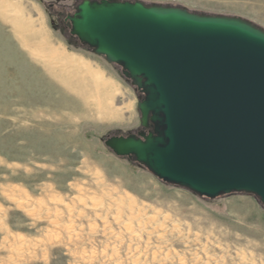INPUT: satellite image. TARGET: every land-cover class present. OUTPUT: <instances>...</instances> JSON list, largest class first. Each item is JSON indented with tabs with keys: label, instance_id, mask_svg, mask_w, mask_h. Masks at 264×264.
<instances>
[{
	"label": "rangeland",
	"instance_id": "obj_1",
	"mask_svg": "<svg viewBox=\"0 0 264 264\" xmlns=\"http://www.w3.org/2000/svg\"><path fill=\"white\" fill-rule=\"evenodd\" d=\"M82 1L0 0V264H264L257 197L203 198L105 147L142 130V95L121 67L70 35L67 17ZM116 1L240 18L264 31V0ZM42 40L113 82L107 102L98 93L111 114L82 77L31 56Z\"/></svg>",
	"mask_w": 264,
	"mask_h": 264
},
{
	"label": "water",
	"instance_id": "obj_2",
	"mask_svg": "<svg viewBox=\"0 0 264 264\" xmlns=\"http://www.w3.org/2000/svg\"><path fill=\"white\" fill-rule=\"evenodd\" d=\"M67 20L142 95V130L105 147L200 197L244 193L264 205L263 30L138 1L83 0Z\"/></svg>",
	"mask_w": 264,
	"mask_h": 264
},
{
	"label": "bare ground",
	"instance_id": "obj_3",
	"mask_svg": "<svg viewBox=\"0 0 264 264\" xmlns=\"http://www.w3.org/2000/svg\"><path fill=\"white\" fill-rule=\"evenodd\" d=\"M5 4V3H4ZM6 6V4H5ZM7 5V8L9 11H11L13 14V16L10 18L11 23L13 25H15L17 31L19 32H27V31H23V29H25L24 25H22L23 23L21 22V20H19V12L22 13L21 11H19V9L15 8V7H10ZM7 14V13H6ZM6 18V17H5ZM7 20V19H6ZM25 20V19H23ZM27 25H29L28 23H26ZM26 25V26H27ZM31 25V24H30ZM29 29V28H28ZM31 31V29H30ZM19 35V34H18ZM44 41L42 40L39 45L41 46L39 52L36 53H32V57L35 58L36 60H39L42 62V64L44 65V67H46L49 70H52L53 67H55L56 65L61 67V70L64 73L67 72H73L74 76H80L82 77L87 83L85 84L84 87H82L84 90H94L97 93V107L100 111V109H102V111L104 110L107 114H111L113 111L108 110L107 111V107L105 108V106H101V100L100 97L98 95L101 94L103 96V98L106 99H110V97H112V95L114 94V92L116 91L114 88V84L111 80L107 79L104 74L99 71V70H94L91 68V66L89 65V63L85 62L83 59L81 58H77L74 55H68L66 54L64 51L59 52L58 50L51 48V47H44ZM44 45V46H42ZM26 48H28L26 46ZM40 63V62H39ZM67 75H69L67 73ZM70 77V76H69ZM67 79V78H66ZM68 80V79H67ZM73 82V80H71ZM70 82V81H69ZM68 82V83H69ZM60 83V82H59ZM81 84V82H79ZM78 84V83H77ZM68 85V84H67ZM74 85V84H73ZM71 86V85H70ZM68 86V87H70ZM76 88V87H75ZM74 88V89H75ZM73 89V88H72ZM79 90V89H78ZM83 90V92H84ZM77 91V90H75ZM81 93V91H80ZM92 94L94 92H91ZM86 94V93H85ZM91 94V95H92ZM88 95V94H87ZM85 96V95H84ZM90 96V95H89ZM95 96V95H93ZM88 97V96H87ZM86 97V98H87ZM96 99V98H95ZM94 99V100H95ZM102 99V98H101ZM112 99V98H111ZM103 101V100H102ZM108 101V100H107ZM106 101V102H107ZM96 103V102H95ZM96 108V107H95ZM105 108V109H104ZM122 113V112H121ZM102 115L99 113V116ZM103 116V115H102ZM106 117V115H104ZM111 116V115H110ZM104 119V118H103ZM113 119V118H112Z\"/></svg>",
	"mask_w": 264,
	"mask_h": 264
},
{
	"label": "flooded vegetation",
	"instance_id": "obj_4",
	"mask_svg": "<svg viewBox=\"0 0 264 264\" xmlns=\"http://www.w3.org/2000/svg\"><path fill=\"white\" fill-rule=\"evenodd\" d=\"M149 131V129L145 130V132L147 133Z\"/></svg>",
	"mask_w": 264,
	"mask_h": 264
}]
</instances>
